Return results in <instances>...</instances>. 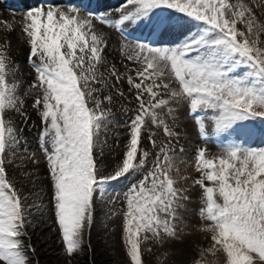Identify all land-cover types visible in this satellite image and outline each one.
Listing matches in <instances>:
<instances>
[{
  "label": "snow or ice",
  "instance_id": "6c2138e0",
  "mask_svg": "<svg viewBox=\"0 0 264 264\" xmlns=\"http://www.w3.org/2000/svg\"><path fill=\"white\" fill-rule=\"evenodd\" d=\"M257 8L264 0H125L112 12L41 0L23 11L33 74L23 94L11 41L0 42V264H33L29 229L45 223L59 233L72 264L91 250L98 203L117 199L124 203L126 264H148L147 256L154 264H182L174 249L192 227L185 214L197 186L202 223L194 230L208 245H196L188 264H264V148L247 143L252 122L264 120V19ZM105 27L119 32L118 61L109 59ZM136 29L147 34L135 36ZM29 96L40 120L44 177L36 153L20 149L24 129L9 116L28 126ZM129 96L136 106L123 125L125 142L106 167L113 106ZM184 106L202 137L210 114L211 131L222 138L217 153L197 150L196 176L182 175L175 163ZM25 160L32 170L21 168ZM130 177L122 193L108 196Z\"/></svg>",
  "mask_w": 264,
  "mask_h": 264
},
{
  "label": "bare ground",
  "instance_id": "6f19581e",
  "mask_svg": "<svg viewBox=\"0 0 264 264\" xmlns=\"http://www.w3.org/2000/svg\"><path fill=\"white\" fill-rule=\"evenodd\" d=\"M88 1V2H87ZM41 0H0V22H11L14 26V31H9L4 28V24L0 23V42H2L5 38L11 41V55L12 58L18 67V71L16 72V79L19 80L20 83V92L23 94L24 90L27 89L26 85L28 82H30L33 79L32 69L28 66V63L25 61L27 55L29 54V48L27 44L24 42L23 34L21 31V25H20V14L25 11L30 6H36L38 3H40ZM59 3H66L68 0H57ZM76 3H82V0H75ZM125 0H85L83 4H88L92 7V5L95 3V7H99L101 10L112 12L117 7H119L122 3H124ZM257 15L264 19V8H257L256 9ZM105 31L109 32V35L111 36L110 45L111 47L108 49L109 59L110 60H119L120 53L118 51L119 47V39L120 35L119 32L113 29H108L107 27L104 28ZM133 31L132 28L125 29V32ZM147 32L144 29H136L135 30V36H142L146 35ZM125 91H127V84H124ZM128 100H120L118 101L113 108L115 107V110L113 111V115L111 117L112 123L109 125V130L107 132V141L110 139V142L112 143L110 145V148L107 149L104 147V152L107 153L108 156L104 157L103 154L102 163L106 167H110L115 163V161L119 158L121 154V150L118 149V146H122V140L121 133L123 132L122 127H115L116 125H119L116 123V120H114V116L116 115V111L119 109L121 104H124V102H128L131 100V96L128 97ZM129 104V103H128ZM26 107L27 110H30L31 115V121H29L30 125L31 122L34 121V119L37 118V115L34 110L31 109V105L29 102V99L26 98ZM125 108V109H123ZM120 107V113L122 115H125L126 113L124 110H127L126 107ZM183 108V107H182ZM180 108L182 111L181 115L185 121V118L183 116L184 111ZM115 113V115H114ZM17 114L14 112H10L9 116L14 119L17 123V120L19 119ZM180 115V114H179ZM20 117V116H19ZM186 122V121H185ZM187 125L192 126V122L187 119ZM22 125V122H21ZM186 125V124H185ZM17 126L20 127L17 123ZM183 126V125H182ZM30 127V126H29ZM33 128V127H32ZM23 133H22V139L27 142L25 144L20 145V149L22 150L25 146L28 148L30 152L36 153V158L39 161V163L35 166L39 170V174L41 177H44L45 173V160L44 155L42 151H39L35 149V139H30L29 129L28 126H23ZM192 129V128H191ZM33 130V129H32ZM118 134V136H117ZM117 140L119 142H117ZM121 140V142H120ZM261 143V142H260ZM186 146V145H185ZM188 147V146H186ZM184 150V148H183ZM186 150V148H185ZM22 154L21 151H18L16 162L20 164V155ZM177 156V155H176ZM195 155H181V157L178 159L176 158V165L179 167L180 172L182 175H189L194 176L196 174V170L192 162H194ZM193 165V166H192ZM21 168H26L27 170L33 169V164L29 160H25L21 164ZM10 170L13 171L12 167L10 166ZM18 178L19 173H17ZM129 179H125L121 182H117V184L125 183ZM132 180V179H131ZM21 183H24L23 180H21ZM47 182L45 181V184ZM183 186V185H181ZM27 187H30V184L27 185ZM108 196L114 195L112 192L107 191ZM196 193L195 190L191 192V194ZM117 202V201H116ZM116 202L114 204H99L97 205V216L95 220V227L93 230V240L92 247L96 250V253H99L100 246L98 247L95 242L100 241L102 245L104 246L103 251L107 252L108 257L111 258L110 264H126V259L122 254V248L120 247L118 243V234H119V225H118V214H117V204ZM185 222L189 224V229H186V232L189 233L185 235L181 241L176 242L175 249L179 250L180 255L176 257L178 261H181L182 264H187L189 259V251L193 252V248L196 245H202L204 242V234L200 231L194 230L195 228H198L200 225L197 223L196 220H190L185 216ZM32 233V239H35L37 243V247L39 246L37 250V255H44L45 257H52V261L49 260H42L39 261V264H67V257L63 256V253L60 249V243L57 240V232L52 230V226L50 224H42L38 229L29 230ZM42 236L41 242L37 241L36 237ZM35 237V238H34ZM101 245V244H99ZM101 252V251H100ZM50 259V258H49ZM148 264H154L152 259H154L152 256L146 257ZM72 264L75 263V260L73 258Z\"/></svg>",
  "mask_w": 264,
  "mask_h": 264
},
{
  "label": "rangeland",
  "instance_id": "374dc122",
  "mask_svg": "<svg viewBox=\"0 0 264 264\" xmlns=\"http://www.w3.org/2000/svg\"><path fill=\"white\" fill-rule=\"evenodd\" d=\"M25 61L28 63V66L31 69L29 60H28V55L25 59ZM32 80L30 82H28V84L26 85V87H28L29 84H31ZM29 99L30 105L32 104V97L29 96L27 97ZM129 99V98H128ZM129 102H124V104H121L120 107H126L127 110H124V112L126 113L125 115H122L120 112V107L119 109L114 113V120H116V123H118L122 128H123V132L121 133V135H123L121 137L122 140V146H118V149L122 150L123 148V144L125 142V136H126V129L123 127V125H125L129 118L133 115L134 113V109H135V102L133 101L132 103ZM32 109V108H31ZM115 110V107L113 108ZM125 109V108H123ZM184 114L183 116L186 117L185 121L187 122V119H189L192 122V126L187 125V123L184 121L181 113L182 111L178 112V116H179V124H180V128L183 129L182 134L180 136V139L178 142L174 141L173 143L176 146V152L175 155L176 158H180L181 155H195L196 156V152L200 147H207V149L209 150V152L211 153H217L220 150L221 147V143H222V138L216 137L213 133H212V124L210 121V114H205L206 115V123L208 124V130H209V135L207 138L202 137L197 129V126L195 125L194 122V118L193 116L189 115V111L188 108L186 106H184L183 108ZM33 110V109H32ZM113 110V111H114ZM181 110V109H180ZM29 115H30V110H28ZM180 114V115H179ZM19 119L17 120V123L19 124L20 122V127H23V123L21 125V118L19 117V115H16ZM31 117V115H30ZM31 121V120H30ZM32 122H35V126H33ZM31 122V125L29 123L28 125V129L29 134H30V139H35V149L41 151L40 147H39V140H38V136H39V131H40V120L37 117L36 119H34V121ZM254 129H255V135H253L251 138L248 139L247 143L249 146L254 147V148H264V120H255L252 122ZM186 124V125H185ZM183 125V126H182ZM30 126V127H29ZM25 127V126H24ZM33 127V128H32ZM192 128V129H191ZM33 129V130H32ZM25 140V139H24ZM120 140V142H121ZM261 142V143H260ZM112 143L110 142V139H108L107 144L105 145V148L109 149L110 145ZM188 147H186V146ZM184 150L181 152L180 149ZM186 148V150H185ZM104 157L108 156L107 153L104 152ZM196 159V157H195ZM194 159V162H195ZM194 162H192V164L194 165ZM45 165V164H44ZM192 165V166H193ZM10 170V169H9ZM11 171V170H10ZM196 174H194V176L198 175L197 172H195ZM44 175L46 176V169H45V173ZM132 180L134 178H131ZM128 180L125 183H121V184H117L114 183L113 187L109 188L107 191L112 192L113 194H117V193H122L127 187L128 185L132 182V180ZM195 190L196 193L191 194V192H193ZM190 195H191V199L188 203L187 206V212L185 214V216H187V218H189L190 220H196L197 223L199 225H201L202 221L198 215L199 212V207L201 206V201H200V189L199 187H193L191 189ZM116 204H117V214H118V225H119V234H118V243L120 245V247L122 248V254L126 258V253H125V248H124V242L122 239V220H123V208H124V203L122 199H117L116 200ZM95 225H93L92 228V233H91V250H89L87 247L85 248V251L82 254H77L74 256V260L75 263L77 264H110L111 258L108 257V253L103 251L104 246L102 245V243L100 241H96L95 244L100 248L99 253H96V250L92 247V243L94 242V238H93V230H94ZM30 230V229H29ZM35 238V237H34ZM57 240L60 243V249L61 252L64 255L63 252V245L61 243L60 240V235L57 232ZM37 241L41 242L42 240V236L36 237ZM32 244L35 247V253H29L30 257L33 260V264H36V261H42V260H49L52 261V257H45L44 255H37V250L38 248L40 249V247H37V243L35 241V239H32ZM101 244V245H99ZM208 245V241L204 238V242L201 246H207ZM101 251V252H100ZM189 256L191 257L193 255V252H191V250L188 252ZM189 257V258H190ZM50 258V259H49ZM154 258V257H153ZM189 260V259H188ZM38 261V262H39ZM152 261L154 262V259H152ZM188 264V262H187Z\"/></svg>",
  "mask_w": 264,
  "mask_h": 264
}]
</instances>
